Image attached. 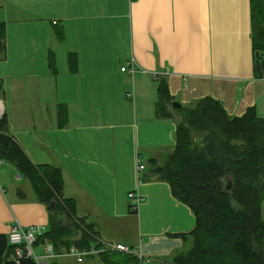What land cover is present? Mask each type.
I'll use <instances>...</instances> for the list:
<instances>
[{
  "label": "crops",
  "instance_id": "crops-1",
  "mask_svg": "<svg viewBox=\"0 0 264 264\" xmlns=\"http://www.w3.org/2000/svg\"><path fill=\"white\" fill-rule=\"evenodd\" d=\"M250 7V0H0L7 29L13 22L45 28L18 31V78L0 79L9 132L35 164L60 168L64 194L94 237L129 246L140 264H174L192 245L181 234L196 225L168 183L140 181L150 158L175 147L176 119L155 113L159 82L181 108L211 96L231 115L254 107L264 119ZM132 58L134 75L122 71ZM181 108H173L177 119ZM22 190L24 197L0 191V233L20 225L39 236L49 230L48 207L31 185ZM38 247L42 264H110L102 253L79 261L65 247L52 256L47 244Z\"/></svg>",
  "mask_w": 264,
  "mask_h": 264
},
{
  "label": "trees",
  "instance_id": "trees-1",
  "mask_svg": "<svg viewBox=\"0 0 264 264\" xmlns=\"http://www.w3.org/2000/svg\"><path fill=\"white\" fill-rule=\"evenodd\" d=\"M250 6L253 72L262 79L264 0H250ZM0 47L6 49L4 22ZM157 95V117L176 119L175 147L162 160L150 158L149 170L140 181L168 183L173 196L189 206L196 218L195 228L180 236L191 239L192 245L175 255L174 264H264V119L254 107L241 116L231 115L211 96L192 108L175 110L177 119L165 80L159 82ZM0 160L27 178L37 200L48 207L49 230L37 236L34 248L44 244L53 249L91 248L95 231L78 215L75 199L65 196L60 168L35 164L9 132L6 116L0 121ZM130 211L136 213L137 208L130 204ZM18 246L23 251L20 258ZM18 246L0 233V264H38L24 245ZM101 256L110 264L141 263L125 252L108 250Z\"/></svg>",
  "mask_w": 264,
  "mask_h": 264
},
{
  "label": "rangeland",
  "instance_id": "rangeland-1",
  "mask_svg": "<svg viewBox=\"0 0 264 264\" xmlns=\"http://www.w3.org/2000/svg\"><path fill=\"white\" fill-rule=\"evenodd\" d=\"M7 12L10 14L13 12V7H7ZM13 18V17H12ZM12 18L9 19L12 20ZM5 45L6 49L5 51H2V48L0 47V79L5 78L10 83H14L17 80V75L14 67L17 65V49L20 47L19 40H18V31L20 30H26L28 32H36V31H45L44 25H42V28H37L36 25H26L23 27V25L17 24L16 22H13L12 24L9 23V28L7 29V23H5ZM26 45L30 44V40L28 42H25ZM24 44V42H23ZM5 56L8 57V59H5ZM17 175H20L17 176ZM27 184L31 185L30 181L22 176L15 167L4 160H0V191L2 192L3 189L5 190H11L13 192L16 191V193H20L22 190V187H24L27 190ZM18 186H22L21 188H17ZM17 188V189H15ZM264 192V191H263ZM262 213L264 217V199L262 204ZM39 246V245H38ZM36 246L35 250L37 254H40L42 252V248Z\"/></svg>",
  "mask_w": 264,
  "mask_h": 264
},
{
  "label": "built area",
  "instance_id": "built-area-1",
  "mask_svg": "<svg viewBox=\"0 0 264 264\" xmlns=\"http://www.w3.org/2000/svg\"><path fill=\"white\" fill-rule=\"evenodd\" d=\"M139 70L138 64L132 58L130 59L126 66L122 68V71H127L134 75ZM6 115V107L5 102L2 96H0V121ZM144 164L138 165V171L142 172L145 169ZM131 199L135 204H139L142 201V197L139 194H135L134 192L131 193ZM10 243L16 246L24 245V250L28 256L33 257L38 264H42L40 256L37 255L34 245L37 240V235L33 233L31 228H25L20 225H14L10 233L8 235ZM95 238V237H94ZM95 242L90 249H81L76 245H72L68 249V254L71 256H75L79 261L83 260V257L92 253H102L108 250H115L121 251L125 253H131V248L125 244H111V243H104L95 238ZM17 257L20 258L23 254L22 249L18 246L16 249ZM46 256H52L54 254V249L51 244H47L46 247Z\"/></svg>",
  "mask_w": 264,
  "mask_h": 264
},
{
  "label": "water",
  "instance_id": "water-1",
  "mask_svg": "<svg viewBox=\"0 0 264 264\" xmlns=\"http://www.w3.org/2000/svg\"><path fill=\"white\" fill-rule=\"evenodd\" d=\"M172 106H173L174 109L175 108H181L182 107V105L180 103L176 102V101L173 102ZM52 205L50 207H52Z\"/></svg>",
  "mask_w": 264,
  "mask_h": 264
}]
</instances>
